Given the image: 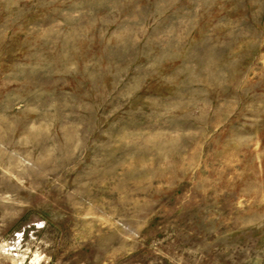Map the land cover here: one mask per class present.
<instances>
[{"label": "rangeland", "instance_id": "obj_1", "mask_svg": "<svg viewBox=\"0 0 264 264\" xmlns=\"http://www.w3.org/2000/svg\"><path fill=\"white\" fill-rule=\"evenodd\" d=\"M0 264H264V0H0Z\"/></svg>", "mask_w": 264, "mask_h": 264}]
</instances>
